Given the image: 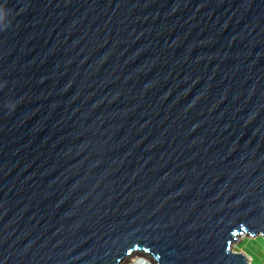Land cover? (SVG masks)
<instances>
[{"label": "water", "instance_id": "obj_1", "mask_svg": "<svg viewBox=\"0 0 264 264\" xmlns=\"http://www.w3.org/2000/svg\"><path fill=\"white\" fill-rule=\"evenodd\" d=\"M264 240V0H0V264H248Z\"/></svg>", "mask_w": 264, "mask_h": 264}, {"label": "rangeland", "instance_id": "obj_2", "mask_svg": "<svg viewBox=\"0 0 264 264\" xmlns=\"http://www.w3.org/2000/svg\"><path fill=\"white\" fill-rule=\"evenodd\" d=\"M244 242H249L244 244ZM243 245V246H242ZM264 250V245L261 241H247V240H238L236 245L231 249L233 254H239L247 258H251L253 264H259L262 260V254ZM139 258L134 257L130 260H127L124 264H137Z\"/></svg>", "mask_w": 264, "mask_h": 264}, {"label": "built area", "instance_id": "obj_3", "mask_svg": "<svg viewBox=\"0 0 264 264\" xmlns=\"http://www.w3.org/2000/svg\"><path fill=\"white\" fill-rule=\"evenodd\" d=\"M250 240H258V241H261L262 244L264 245V240L261 238V237H257L255 239H250ZM248 259V264H253V261L250 259V258H247ZM259 264H264V250H263V254H262V260Z\"/></svg>", "mask_w": 264, "mask_h": 264}, {"label": "bare ground", "instance_id": "obj_4", "mask_svg": "<svg viewBox=\"0 0 264 264\" xmlns=\"http://www.w3.org/2000/svg\"><path fill=\"white\" fill-rule=\"evenodd\" d=\"M242 239H244V240H247V241H250V239H248V237L247 236H242V237H240L238 240L240 241V240H242ZM247 243H249V242H244V244H247ZM243 246V245H242ZM135 256H133V257H130V259H132V258H134ZM129 258H127V259H125V261H123V263L122 264H124L127 260H130ZM251 259V258H250Z\"/></svg>", "mask_w": 264, "mask_h": 264}, {"label": "trees", "instance_id": "obj_5", "mask_svg": "<svg viewBox=\"0 0 264 264\" xmlns=\"http://www.w3.org/2000/svg\"><path fill=\"white\" fill-rule=\"evenodd\" d=\"M137 264H146V263H144L142 261H138Z\"/></svg>", "mask_w": 264, "mask_h": 264}, {"label": "clouds", "instance_id": "obj_6", "mask_svg": "<svg viewBox=\"0 0 264 264\" xmlns=\"http://www.w3.org/2000/svg\"><path fill=\"white\" fill-rule=\"evenodd\" d=\"M250 241H254V240H250ZM256 241H258V240H256ZM246 259H247V257H245ZM248 260V259H247ZM252 260V259H251ZM138 261H141V260H138ZM143 262V261H142ZM145 263V262H144Z\"/></svg>", "mask_w": 264, "mask_h": 264}]
</instances>
